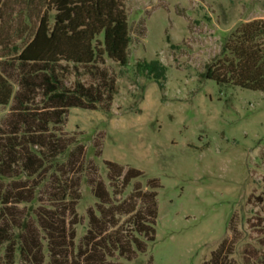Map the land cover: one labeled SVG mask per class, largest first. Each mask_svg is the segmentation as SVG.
Here are the masks:
<instances>
[{
	"label": "rangeland",
	"instance_id": "1",
	"mask_svg": "<svg viewBox=\"0 0 264 264\" xmlns=\"http://www.w3.org/2000/svg\"><path fill=\"white\" fill-rule=\"evenodd\" d=\"M15 59L119 73L111 113L72 108L64 131L83 148L71 167L80 214L95 202L89 184L107 182L105 161L158 182L156 240L125 264H214L225 238L219 263L242 264L234 243L255 241L253 214L264 215V0H49ZM141 59L167 66L143 97ZM17 89L0 71V116Z\"/></svg>",
	"mask_w": 264,
	"mask_h": 264
},
{
	"label": "trees",
	"instance_id": "2",
	"mask_svg": "<svg viewBox=\"0 0 264 264\" xmlns=\"http://www.w3.org/2000/svg\"><path fill=\"white\" fill-rule=\"evenodd\" d=\"M48 1L0 0V71L18 86L10 112L0 116V264L132 262L156 240L158 182L145 184L143 171L105 161L107 182L89 184L95 202L80 214L81 175L71 167L83 148L64 127L72 108L110 114L119 73L94 62L15 59ZM132 70L146 80L141 97L148 83L164 86L167 66L159 59L137 60ZM253 215L255 241L234 243L242 264H264V215ZM227 244L213 251L214 264Z\"/></svg>",
	"mask_w": 264,
	"mask_h": 264
}]
</instances>
